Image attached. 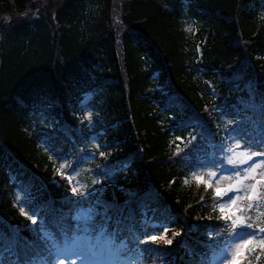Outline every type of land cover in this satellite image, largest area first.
<instances>
[{"label":"trees","instance_id":"1","mask_svg":"<svg viewBox=\"0 0 264 264\" xmlns=\"http://www.w3.org/2000/svg\"><path fill=\"white\" fill-rule=\"evenodd\" d=\"M230 118L264 131V0H0L2 264L40 248L41 219L58 243L89 235L75 231L81 209L93 210L91 238L107 215L118 254L209 264L229 239L216 235L219 201L183 181L225 155ZM77 182L93 194L75 195ZM17 198L40 209L36 223ZM161 221L171 245L132 240L130 228L144 239Z\"/></svg>","mask_w":264,"mask_h":264},{"label":"snow or ice","instance_id":"2","mask_svg":"<svg viewBox=\"0 0 264 264\" xmlns=\"http://www.w3.org/2000/svg\"><path fill=\"white\" fill-rule=\"evenodd\" d=\"M186 31H192L191 26L186 28ZM88 119H91L90 114ZM235 123L236 121H226L228 127H225L224 131L228 133V136L219 143L220 152L226 155H223L219 161L214 158L210 162L198 161L193 165L190 175L183 181L187 185L189 180H194L198 187L204 185L206 191L213 189V200L219 201L214 210L219 212L218 218L224 221L225 225L216 235L227 234L229 238L219 257L220 264H225V261L227 264H245L248 255L256 253L257 248L260 254L256 255L255 259L259 261L260 255H264V211L260 210L264 207V131L258 132L255 138H252L247 133H241L232 127ZM229 127L232 128L231 131ZM190 135L189 144L196 140L195 134ZM228 139L232 142L227 143ZM180 151L182 149L177 146L176 154ZM100 154L103 155L102 152ZM257 157L262 159H255ZM65 167L61 164L57 172L65 175L61 172V169ZM65 178L72 182L71 174L66 175ZM222 181H228L226 186L221 187ZM93 183L99 184L100 181ZM72 192L79 197L87 198L93 194L94 190L90 191L77 182V186L72 187ZM230 193L233 195H229ZM223 197L228 199L223 200ZM15 203L20 205L18 211L22 215L33 223L37 222L34 217L40 215L39 208H33L26 202L22 203L19 198ZM26 206L28 212H25ZM253 212L256 213L254 217ZM92 213V209H81L74 217L83 224V228L78 224L75 231H82L89 235L81 236L75 233L71 237L65 235L62 243H58L53 234L44 228L41 219L40 233L43 243L33 256L25 261V264H115V258L109 250L115 244L117 233H108L106 223L109 218L105 215V225L100 226L99 234L95 238L96 242L93 243L90 235V230L95 231L92 227L94 224ZM149 227L160 234H149L145 230L146 238L141 239L139 234L130 228L132 240L139 244L151 242L155 245L163 242L165 245H171L173 243L172 239L167 238L169 227L167 223L163 221L151 223ZM178 235L180 233H173V237ZM209 235L211 236L212 233ZM102 238L103 243H101ZM119 247L126 248V242L121 241ZM2 260V253H0V264ZM248 264H251L250 260Z\"/></svg>","mask_w":264,"mask_h":264},{"label":"rangeland","instance_id":"3","mask_svg":"<svg viewBox=\"0 0 264 264\" xmlns=\"http://www.w3.org/2000/svg\"><path fill=\"white\" fill-rule=\"evenodd\" d=\"M86 104L83 106V110H84V113L86 115L92 112H94L97 107L95 106V104L93 103V96H89L87 97L86 99ZM85 103V102H84ZM226 121H236V123L232 126L234 127L237 131L241 132V133H247L248 136H250V130H248V126L245 124V122L241 119V118H230ZM225 127H228V125L226 124L225 122ZM232 128L229 127V131H231ZM228 136V133L225 132V138ZM231 139H228L227 140V143H231ZM226 155V153H225ZM222 158V156H219L218 157V160L219 161L220 159ZM255 159H262L260 157H257ZM255 162V161H253ZM251 163V162H250ZM207 178V177H206ZM214 183V181H213ZM228 183V181H222L221 182V187H224L226 186V184ZM229 195H233V194H229ZM228 197H225L224 200H227ZM82 236H85V235H82ZM97 237V236H96ZM95 237V238H96ZM95 238H92V242L95 243L96 240ZM169 239V238H168ZM101 243H103V239H101ZM116 251H118V248L115 249L114 248V245L111 247V249L109 250L110 254L115 258V264H142L141 263V259L139 256H134L133 258L132 257H129L127 255H118L116 254ZM257 251H259V249L257 248ZM108 254V253H106ZM222 255V250L220 252H218L211 260V262L209 264H220V260H219V257H221ZM258 255L256 253H253L251 255H248L247 259L245 260V264L247 261H251V259H253V262H255L254 264H257L256 263V259H255V256ZM158 264H169V261L167 259H165L164 257L160 260V262ZM225 264H227V262L225 261Z\"/></svg>","mask_w":264,"mask_h":264}]
</instances>
